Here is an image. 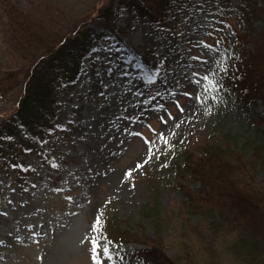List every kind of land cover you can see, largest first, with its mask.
Returning a JSON list of instances; mask_svg holds the SVG:
<instances>
[{"label": "rangeland", "instance_id": "1", "mask_svg": "<svg viewBox=\"0 0 264 264\" xmlns=\"http://www.w3.org/2000/svg\"><path fill=\"white\" fill-rule=\"evenodd\" d=\"M142 1L152 7L148 17L120 8L119 0H0V121L17 110L28 72L64 36L93 31L106 37L96 45L93 63H85L79 85H87L56 87L63 130L39 147L33 134L0 150V264H95L94 236L112 242V258L101 252L102 264H142L136 252L154 238L178 264H244L226 246L240 235L250 237L252 219L237 217L231 198L236 191L263 203L264 169L251 156L247 167L232 171L237 181L228 195L222 187L203 189L198 172L183 176L177 160L182 150L200 156L206 143L217 140L239 148L230 153L232 161L250 156L264 134L263 105H256L254 116L237 103L222 110L214 100L218 87L205 91L210 86L202 78L214 75L219 85L228 52L239 55L228 26L206 16L201 3L189 7L186 0L176 17L159 0ZM250 5L259 11L251 22L235 10L227 17L245 35L246 52L264 35V0ZM126 47L154 54L145 77L122 63L130 55ZM258 61L264 70V58ZM62 78L58 74L56 83ZM206 169L231 189L216 167ZM188 193L200 206L219 203L221 224L202 212L207 206L189 207ZM98 215L102 227L94 232ZM258 240L264 247V238Z\"/></svg>", "mask_w": 264, "mask_h": 264}, {"label": "trees", "instance_id": "2", "mask_svg": "<svg viewBox=\"0 0 264 264\" xmlns=\"http://www.w3.org/2000/svg\"><path fill=\"white\" fill-rule=\"evenodd\" d=\"M189 1V7L201 3L202 12L206 16L215 17L217 21L221 20L225 27L228 26L230 34L233 35V45L231 46L239 51L238 56L228 52L229 57L226 58L228 61L224 62L223 68L220 70L221 81L218 89L215 91V102L222 110L228 108L233 103L240 104L250 111V114L253 116L256 105L262 104L264 110V70L263 64H260L258 61L264 58V35L261 32L260 38L255 39L257 47L254 51L249 49V52H246L244 51L245 35L242 36V32L239 34L238 30L227 22L229 12L233 10L237 12L236 15L239 18H244V22L247 21V23L258 16L259 11L250 5L252 0ZM183 2H186V0H159L158 4L160 6H168L166 12L172 11V14L176 13L175 16L177 17L179 13L181 14L182 11L186 10L181 5ZM118 4L121 5L120 8H127L130 12L138 11L142 17H148L152 13V7L145 4L142 0H119ZM192 12H195L193 7ZM151 19L153 20L155 17H151ZM104 38L106 37L102 33L96 34L93 31L87 34L80 32L76 35L64 36L55 48L49 49L48 53L40 58L28 72L27 83L23 95L18 100L17 110L0 121V150L4 146L23 144L24 140H27L33 134H37L40 137L36 144L39 147L43 145L44 140L52 132L63 130V127L58 122L59 116L56 112L59 107L58 96L54 95L56 87L67 89L76 87L79 80L85 74V63L89 62L91 64L97 58L99 49L96 45L97 43H103ZM134 50L128 48L131 60L126 61V63L132 64L135 62L136 67H140L146 72L148 67L153 66L150 62V57L154 54L146 50L145 55L141 56L135 53ZM250 64H252L251 68ZM58 74H62L63 77L62 80H58L59 84L56 83ZM102 91L104 94V88ZM259 120V122H264V116H261ZM259 135L261 139L260 143L254 146L252 154L248 157L240 155L239 162L237 158L232 161L230 156V153H239V148L236 149L231 144H226L219 140L214 143H206L204 152L200 156L190 150L184 149L178 155L177 166H179V172L183 176H186V170L193 172L192 176H195V173L198 172L201 175L200 185L203 186V189H205L204 185L209 187L207 189L209 192L216 191L217 188L222 187L221 191L230 195L233 193L232 186H234V181H237V177H234V181L232 180V171L234 169H238V167L243 165L247 167V162H253V160L255 161L253 162L255 167L256 165H260L264 169V134L261 132ZM251 156L253 160H250ZM180 159H183L182 165L179 162ZM213 166L218 169V174L221 175L222 173L223 177L229 180L231 189L223 186L222 184L225 183L219 182L217 175L206 169H212ZM248 166L251 169V164ZM251 175L254 177L253 174ZM248 182L250 183V181ZM260 186L263 188L264 184H260ZM191 192L194 194L197 191ZM235 192L231 198V202L234 205H231V208L238 215L237 217L249 215L252 219V228H250V237L240 235L236 239H233L232 242H229L226 248L237 258L243 260L244 264H254V262L255 264H264V247L262 246L263 243L259 244L260 240H258V238H264V226L259 224L260 216H264V202L261 203L259 199L253 198L251 194L246 193L242 195ZM184 193L187 194L185 191ZM223 193L220 192V195H224ZM188 195L186 201L189 200V207L198 209L207 206L208 208L202 212L208 216L211 223L215 222L216 225L221 224L223 218L219 216L218 212L221 209H217L216 207L219 203H207L200 206L196 202L195 196H192L190 193ZM202 198L203 200H207L208 196L205 195ZM246 211L247 213L244 214ZM160 217L161 213L160 215L158 213L155 214V219L159 224L161 223ZM116 235L117 237L121 236L119 231ZM150 241L146 247L140 248L136 252V256L142 259V264H178L174 258L165 253L159 239L154 238ZM214 251L213 246H209L211 256L214 255Z\"/></svg>", "mask_w": 264, "mask_h": 264}, {"label": "snow or ice", "instance_id": "3", "mask_svg": "<svg viewBox=\"0 0 264 264\" xmlns=\"http://www.w3.org/2000/svg\"><path fill=\"white\" fill-rule=\"evenodd\" d=\"M202 79L207 81L209 86H210L209 88L205 89L206 92L209 91L211 87H219L218 82L215 80L214 75H212L211 77L209 75H205ZM186 95H188V94L186 93ZM196 98L198 100L200 99L199 96H197ZM178 107H179V105H178ZM180 111H183V109L181 108ZM176 127H179V124H177ZM160 139L163 141V143L166 146H170L167 137L164 136L163 133L160 134ZM148 151H149V153H152V148H149ZM149 159H151V155L149 156ZM147 162H148L147 160L144 161V163H147ZM142 166L143 165H141V164L137 165V167H142ZM126 175L130 176L131 171L126 173ZM101 227H102V216L98 215L94 221V224L92 226V230L94 232H100ZM101 239L104 240L103 244H101ZM111 243L112 242L110 240H108L107 237H103V238L101 236L92 237V239H91V244H92L91 251L93 254V260L95 261V264H102L101 252H102L104 257H107L109 260H111L112 254H111L110 248H109V245Z\"/></svg>", "mask_w": 264, "mask_h": 264}, {"label": "bare ground", "instance_id": "4", "mask_svg": "<svg viewBox=\"0 0 264 264\" xmlns=\"http://www.w3.org/2000/svg\"><path fill=\"white\" fill-rule=\"evenodd\" d=\"M85 85H87V82H86V80L85 81H83L80 85H79V88H82V87H84Z\"/></svg>", "mask_w": 264, "mask_h": 264}]
</instances>
